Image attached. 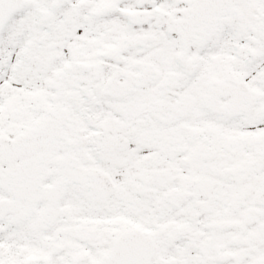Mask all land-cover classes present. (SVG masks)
Here are the masks:
<instances>
[{"label":"snow or ice","instance_id":"1","mask_svg":"<svg viewBox=\"0 0 264 264\" xmlns=\"http://www.w3.org/2000/svg\"><path fill=\"white\" fill-rule=\"evenodd\" d=\"M0 264H264V0H0Z\"/></svg>","mask_w":264,"mask_h":264}]
</instances>
